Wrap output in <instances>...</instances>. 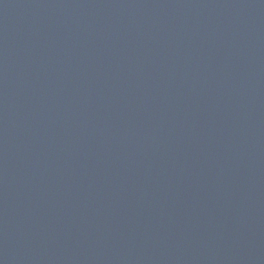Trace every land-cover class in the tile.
Returning a JSON list of instances; mask_svg holds the SVG:
<instances>
[{"label":"water","instance_id":"95a60500","mask_svg":"<svg viewBox=\"0 0 264 264\" xmlns=\"http://www.w3.org/2000/svg\"><path fill=\"white\" fill-rule=\"evenodd\" d=\"M0 264H264V0H0Z\"/></svg>","mask_w":264,"mask_h":264}]
</instances>
